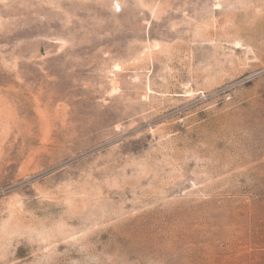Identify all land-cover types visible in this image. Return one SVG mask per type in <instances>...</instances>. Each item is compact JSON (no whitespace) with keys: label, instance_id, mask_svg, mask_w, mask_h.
Listing matches in <instances>:
<instances>
[{"label":"rangeland","instance_id":"obj_1","mask_svg":"<svg viewBox=\"0 0 264 264\" xmlns=\"http://www.w3.org/2000/svg\"><path fill=\"white\" fill-rule=\"evenodd\" d=\"M0 264H264V0H0Z\"/></svg>","mask_w":264,"mask_h":264}]
</instances>
